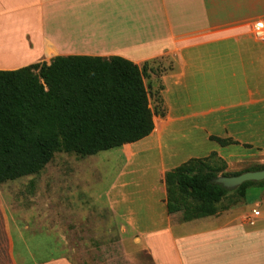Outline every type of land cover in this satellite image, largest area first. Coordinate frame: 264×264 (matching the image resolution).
<instances>
[{
	"label": "crops",
	"instance_id": "1",
	"mask_svg": "<svg viewBox=\"0 0 264 264\" xmlns=\"http://www.w3.org/2000/svg\"><path fill=\"white\" fill-rule=\"evenodd\" d=\"M263 16L264 0H0V70L50 64L59 56L133 61L165 109L154 118L149 143H160L162 154L169 128L190 121L211 140L228 139L233 146L259 150V161L246 162L221 153L230 144L219 143L221 151L212 152L225 162V172L243 173L264 163V43L252 32V22ZM137 153L133 147L126 156L131 160ZM172 169L164 165L161 172L165 176ZM238 187L222 201L235 196ZM251 188L238 197L245 198ZM244 210L228 202L219 219L178 224L167 210V223L141 236L158 264H188V245H200L204 236L205 242L217 241L208 247L215 252L206 256L207 264H264V210ZM25 219L0 187V264H73L66 255L28 261L24 231L30 225ZM205 221L204 228H220L197 233V223ZM188 224L194 225V234L179 230ZM151 236L162 239L164 255L155 250Z\"/></svg>",
	"mask_w": 264,
	"mask_h": 264
},
{
	"label": "rangeland",
	"instance_id": "2",
	"mask_svg": "<svg viewBox=\"0 0 264 264\" xmlns=\"http://www.w3.org/2000/svg\"><path fill=\"white\" fill-rule=\"evenodd\" d=\"M246 31L252 33L249 27ZM149 98L157 120L165 113L163 100L159 93L152 91ZM169 129L162 142V154L158 149L160 143H149L151 136L133 143L135 146L126 144L91 156L61 150L40 172L0 184L12 209L25 216L30 225V230L24 231L28 261L66 255L73 264H158L155 253L144 245L146 238L142 236L167 223L163 166L172 169L192 157L206 158L214 151H221L219 142L197 131L190 121L175 123ZM133 147L138 153L130 160L126 154ZM221 153L234 162L261 159L259 150L231 144L230 149ZM205 162L212 165L218 178L225 172V165L217 157ZM250 168L264 169V163H254ZM257 182L260 183L248 186L254 188L248 190L245 198L238 197L236 191L228 201L218 202L213 219L220 218L228 202L244 208V212L251 207L263 211L264 182ZM175 198L181 210L172 214V220L175 224L183 223L198 202L188 194H177ZM258 200H262L261 204L255 205ZM113 202H117L114 203L117 213L111 211ZM203 218L206 217L190 221ZM206 222L197 223L200 227L197 233L219 227L204 228ZM192 229L194 225L188 224L179 230L194 234ZM204 237L200 238V245H188L186 253L191 258L188 264H207L206 256L215 252L208 247L217 243L216 238L209 243ZM151 239L155 250L164 255L162 239L155 236Z\"/></svg>",
	"mask_w": 264,
	"mask_h": 264
},
{
	"label": "trees",
	"instance_id": "3",
	"mask_svg": "<svg viewBox=\"0 0 264 264\" xmlns=\"http://www.w3.org/2000/svg\"><path fill=\"white\" fill-rule=\"evenodd\" d=\"M154 129L144 73L128 59L59 56L50 64L0 70V184L40 172L58 151L96 155L140 141ZM216 157L225 165L212 153L165 174L169 213L181 210L177 194H188L198 204L187 221L216 214L215 205L231 191L216 182V171L205 162ZM256 183L236 190L244 195Z\"/></svg>",
	"mask_w": 264,
	"mask_h": 264
},
{
	"label": "water",
	"instance_id": "4",
	"mask_svg": "<svg viewBox=\"0 0 264 264\" xmlns=\"http://www.w3.org/2000/svg\"><path fill=\"white\" fill-rule=\"evenodd\" d=\"M264 169L251 170L243 172L239 175L221 176L216 179V182L222 184L226 188H236L247 181H263Z\"/></svg>",
	"mask_w": 264,
	"mask_h": 264
},
{
	"label": "built area",
	"instance_id": "5",
	"mask_svg": "<svg viewBox=\"0 0 264 264\" xmlns=\"http://www.w3.org/2000/svg\"><path fill=\"white\" fill-rule=\"evenodd\" d=\"M252 32L257 40L264 43V16L259 17L252 22ZM259 214V210L254 211L255 216H258Z\"/></svg>",
	"mask_w": 264,
	"mask_h": 264
}]
</instances>
